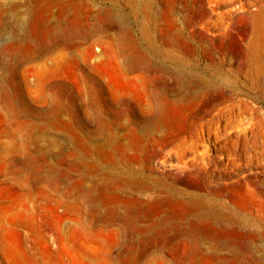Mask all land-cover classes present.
<instances>
[{"label": "rangeland", "instance_id": "374dc122", "mask_svg": "<svg viewBox=\"0 0 264 264\" xmlns=\"http://www.w3.org/2000/svg\"><path fill=\"white\" fill-rule=\"evenodd\" d=\"M241 1L246 0L222 5L207 2L211 17L195 26L196 41L224 40L245 45L249 23L242 11L236 8L220 22L217 20L220 12L235 8ZM261 2L264 0L255 1L248 10L258 8ZM111 3L33 0L30 10L23 0L20 23L14 21L9 8L0 17V264L264 261V195L260 194V204L253 209L260 213L253 218L246 210L248 199L243 198L246 185L254 188L250 177L256 178L258 191L264 192V136L242 154L241 168L220 164L211 169L214 184L219 186L212 207L238 215L235 225L239 231L224 235L220 239L223 246L218 247L219 240L215 238H200L195 243L188 238L147 239L137 232L117 236L113 230L125 228L119 220L108 224L99 220L85 222L79 198L86 149L83 131L87 127L96 142L99 111L111 119L118 91L130 94L127 86L119 83L121 75H130H120L116 62L123 61L122 47L129 48L132 42L127 27L138 32V22L129 13L128 4ZM159 19L163 28L159 32L166 33L170 22L164 12ZM213 19L217 27L211 23ZM81 30L88 31V36H80ZM259 33L264 40V29ZM135 36L148 54L175 66L151 49L139 34ZM214 78L231 90L237 89L223 73ZM240 97L255 105L254 115L264 123V76L256 88L242 90ZM117 122H110L107 129L119 128L121 124ZM241 127L237 126V130ZM239 132L232 136L245 141V135ZM213 147L211 152L215 153ZM248 154L253 156L251 161ZM232 240L237 246H229Z\"/></svg>", "mask_w": 264, "mask_h": 264}, {"label": "bare ground", "instance_id": "6f19581e", "mask_svg": "<svg viewBox=\"0 0 264 264\" xmlns=\"http://www.w3.org/2000/svg\"><path fill=\"white\" fill-rule=\"evenodd\" d=\"M22 1L0 0V17L9 8L14 21L20 23ZM24 1L32 10L33 0ZM111 1L127 3L138 22L137 33L127 27L132 42L129 48L122 47L123 61L116 62L120 75H130L119 79L130 94L118 91L111 119L99 111L96 142L87 127L83 131L82 216L85 222L121 221L125 228L114 229L117 236L137 232L147 239L188 238L195 243L200 238H215L219 240L217 246H223L220 239L224 235L239 231L235 225L238 215L212 207L219 186L214 184L211 169L220 164L241 168L242 154L264 136V123L254 115L255 105L240 97L242 90L256 88L264 76V40L259 33L264 29V2L248 10L258 0L241 1L216 15L220 22L238 8L247 17L248 41L233 45L224 40L197 42L195 26L210 19L212 10L206 8L207 2L235 0ZM162 12L170 22L166 33L159 32L163 30L159 19ZM217 20L211 23L216 25ZM78 34L88 36V31ZM136 34L175 66L148 54L138 45ZM199 64L203 68H198ZM217 73L225 74L237 89L219 83L214 78ZM114 121L121 126L108 130L106 126ZM235 122L242 126L240 132ZM236 132L243 133L245 141L234 138ZM212 145L215 153L211 152ZM252 158L248 154V160ZM249 180L254 188L246 185L243 198L248 199L246 210L253 218L260 213L253 209L259 206L264 192L258 191L256 178ZM229 246H237L235 240ZM255 263L264 261L257 258ZM245 264L251 262L246 260Z\"/></svg>", "mask_w": 264, "mask_h": 264}]
</instances>
